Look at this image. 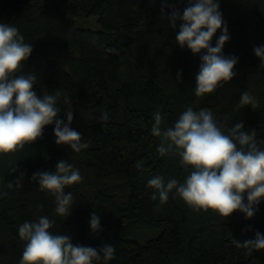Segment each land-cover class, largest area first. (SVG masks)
I'll return each instance as SVG.
<instances>
[{
  "label": "trees",
  "instance_id": "trees-1",
  "mask_svg": "<svg viewBox=\"0 0 264 264\" xmlns=\"http://www.w3.org/2000/svg\"><path fill=\"white\" fill-rule=\"evenodd\" d=\"M162 2L0 0V22L17 27L33 47L23 73L36 72L38 94L61 91L58 106L73 111L71 127L89 145L80 153L58 146L54 125H49L32 145L0 156V264H19L25 245L19 226L41 216L54 219L51 231L70 234L73 243L93 248L111 243L115 259L108 264H264V250L247 255L233 243L254 239L256 231L264 234V201L251 219L239 211L226 219L211 210L194 211L175 189L157 210L159 202L147 187L154 175L182 183L190 171L179 156L161 157L156 151L161 140L151 127L157 111L166 128L188 107L210 109L221 122L228 118L227 127L242 121L246 130L255 129L264 149V65L253 51L264 45V0H219L230 35L223 53L238 57L236 76L203 97L195 95L200 57L176 43L180 22L175 29L169 26L161 15ZM168 3L182 11L187 0ZM90 16L96 17L95 28L76 25ZM244 91L258 99V108L237 110ZM105 112L108 120L99 121ZM59 118L66 122L63 112ZM61 160L82 177L65 189L76 198L65 220L54 214V197L31 181L37 171H55ZM138 162L143 171L136 168ZM22 173V186L8 189L7 181ZM93 212L101 226L95 234L89 223ZM153 228L160 230L156 237L143 243L133 238L136 231Z\"/></svg>",
  "mask_w": 264,
  "mask_h": 264
},
{
  "label": "clouds",
  "instance_id": "clouds-1",
  "mask_svg": "<svg viewBox=\"0 0 264 264\" xmlns=\"http://www.w3.org/2000/svg\"><path fill=\"white\" fill-rule=\"evenodd\" d=\"M183 2L177 0V3ZM161 15L173 29L180 22L176 43L181 49L187 47L193 55L200 57L195 77L196 97L213 93L236 76L234 68L238 57L223 53L230 35L219 0H187L182 11L176 3L163 0ZM218 30L221 34L212 46V38ZM32 51V44L25 42L17 27L0 22V156L32 145L43 137L44 129L49 125H54L56 145L80 153L89 145L82 142L83 134L71 127L73 111L58 106L61 91L38 94L34 90L38 80L36 72L25 74L22 71ZM105 51L115 50L107 48ZM253 51L264 65V45L255 46ZM180 75L178 72V80ZM64 103L68 104V100ZM245 106L259 107L258 99L248 91L241 93L236 107L239 110ZM62 112L66 122L59 118ZM108 118L105 112L99 121ZM227 120L225 117L221 122L210 109L188 107L172 126L162 128L160 111L154 114L151 134L161 140L156 151L161 157L179 156L185 170L190 169L182 183L176 179L165 182L162 175H154L148 180L147 187L153 190L151 199L159 202L157 210L167 203L175 189V196L194 211L211 210L226 219L236 211L243 213L246 219L254 217L259 204L264 201V149L258 145L255 129L246 130L242 121L227 127ZM136 168L143 171V163L138 162ZM25 175L22 173L7 181L6 187L22 186ZM31 181L54 197L56 216L65 220L71 215L76 198L65 189L82 181L79 170L71 163L61 160L55 171H37L32 174ZM55 223L54 219L41 216L19 226V238L25 242L19 264H108L115 259V248L111 243L98 248L73 243L70 234L51 231ZM89 223L93 234L101 231L96 212L90 215ZM233 243L237 248L246 249L247 255H252L253 251L264 250V234L256 231L254 239H233Z\"/></svg>",
  "mask_w": 264,
  "mask_h": 264
},
{
  "label": "rangeland",
  "instance_id": "rangeland-1",
  "mask_svg": "<svg viewBox=\"0 0 264 264\" xmlns=\"http://www.w3.org/2000/svg\"><path fill=\"white\" fill-rule=\"evenodd\" d=\"M76 25L82 26V27L95 28L97 26L96 17L95 16H90V17H87V18H83L81 20H77L76 21ZM159 231L160 230L158 228L136 231L133 234V238L136 241H138L140 243H143L147 239L156 237L158 235Z\"/></svg>",
  "mask_w": 264,
  "mask_h": 264
}]
</instances>
